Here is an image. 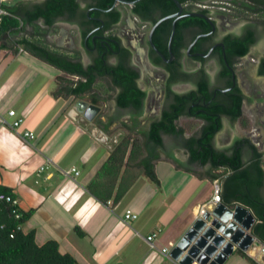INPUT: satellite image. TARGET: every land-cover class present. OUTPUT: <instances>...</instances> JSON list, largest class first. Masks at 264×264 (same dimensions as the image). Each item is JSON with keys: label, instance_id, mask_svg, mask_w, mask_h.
<instances>
[{"label": "crops", "instance_id": "crops-1", "mask_svg": "<svg viewBox=\"0 0 264 264\" xmlns=\"http://www.w3.org/2000/svg\"><path fill=\"white\" fill-rule=\"evenodd\" d=\"M39 24L45 28L42 20ZM51 30L55 33L57 28L44 36L52 49L67 53L82 49L76 31L72 35L59 28L51 38ZM63 75L61 68L23 47L0 48V116L12 120L8 112L15 109L24 118L16 129L0 122V187L10 188L20 200L19 209L29 213L22 230L35 231L39 245L58 241L61 251L70 253L77 264H180L163 249L184 246L200 205L209 203L206 179L186 171L182 146L169 147L167 140L159 145L142 134L138 136L145 154L128 160V152L117 176L98 178L123 137L116 131L121 127L98 124V119L107 122L106 104L98 105L96 122L75 112L79 99L95 103L90 93L56 94ZM25 131H33L35 137L25 136ZM143 159L154 164L159 182L151 180ZM72 167L80 173L67 174ZM186 176L189 182L194 180L188 188ZM94 179L113 190L110 199L104 201L89 189ZM127 209L137 212L138 218L126 221ZM152 233L155 247L146 240ZM197 255L192 264H204L197 262ZM223 264L259 263L234 251Z\"/></svg>", "mask_w": 264, "mask_h": 264}, {"label": "trees", "instance_id": "trees-1", "mask_svg": "<svg viewBox=\"0 0 264 264\" xmlns=\"http://www.w3.org/2000/svg\"><path fill=\"white\" fill-rule=\"evenodd\" d=\"M10 0L1 1L0 4L8 10L0 21V48H13L15 51L23 47L39 57L61 68L66 75L58 78L59 87L56 94H68L81 96L90 93V99L97 105H104L116 98L117 106L120 108L133 107V124H124L128 131L117 144L115 150L103 165L99 177L107 175L117 176L121 170L124 159L128 152V160L136 155H144L145 147L140 142L138 134H142L156 144H164L162 132L183 136L186 129L178 124L177 119L184 113L197 115L206 121L204 130L199 134L186 137L183 147L192 162H198L206 168L204 172H196L193 167L186 165V171L196 175L200 180L208 179L221 180L222 202L229 206L240 203L250 208L256 216L253 226V233L264 241V167L261 161L262 153L252 144L251 159L245 163L241 150H235L232 154L220 153L213 144V137L221 127L219 111L230 112L233 119L242 115V97H236L231 108H222L216 101H212V92L209 91L206 79H202L200 87L185 95L175 94V102L172 109H164L161 117L150 123L148 127H140L136 114L142 113L144 100L147 91L139 86L137 80L140 73L127 65L130 50L122 46L119 36L113 32V26L122 15L119 3L114 5L115 0ZM183 4L189 3L190 7L201 4L204 0H179ZM83 2L85 5L83 6ZM226 8L238 19H254L264 22V0H230ZM135 14L145 19H155L156 12L167 14L178 10L173 0H140L132 5ZM204 11H208L204 9ZM43 21L45 28L39 24ZM78 21L82 27L83 41L87 39L90 46L96 42L97 55L93 57L92 64L85 65L81 61V52H62L52 49L45 34L50 29L58 28V21ZM104 25V27H102ZM33 31H29L28 27ZM92 28H99L94 34L96 41H93ZM160 27L158 26L157 29ZM163 29L170 32V23L165 24ZM31 33V36L26 34ZM228 35L225 38L228 44L229 57L244 56L256 42L254 33L248 28L243 35ZM11 37L13 40H11ZM155 44L164 52L167 51L166 43L159 41L154 35ZM154 54V49H151ZM109 54H117L118 62L108 64L105 58ZM259 72L264 74V57L261 60ZM109 75L110 78H106ZM76 76L77 79H72ZM117 88L119 89L117 92ZM170 91V90H169ZM211 102V103H210ZM209 103L208 105H204ZM191 111H187V106ZM205 111H201V110ZM113 119L104 123L98 119V124L108 128L112 125ZM148 150V147H147ZM143 164L148 166L147 174L151 180L159 182L154 164L148 165L146 159ZM220 164L225 167L220 169ZM205 173V174H204ZM89 189L99 198L107 201L113 196V190L107 184H100L94 179L89 184ZM0 190L11 192L8 187H0ZM119 197V194L116 195ZM19 208L10 203L0 204V264H77L76 259L70 253H64L60 249L59 242L49 240L39 245L36 242L35 231L24 232L19 225L24 224L29 213L23 212L21 218L15 216ZM238 254L245 257L249 262L256 263V259L247 252L237 248Z\"/></svg>", "mask_w": 264, "mask_h": 264}, {"label": "flooded vegetation", "instance_id": "flooded-vegetation-1", "mask_svg": "<svg viewBox=\"0 0 264 264\" xmlns=\"http://www.w3.org/2000/svg\"><path fill=\"white\" fill-rule=\"evenodd\" d=\"M207 0H204V2ZM228 1L222 0V4L227 12H230L226 5ZM182 3V2H181ZM119 4V3H118ZM122 4V3H121ZM126 10L121 9L122 15L121 19L114 24L113 28L116 27L122 20H126V25L130 27V30L136 29L137 35V45L133 44L131 40L125 42L122 37L116 33L122 43V46L129 48L130 56L127 59V65L132 69L137 70L140 73V76L137 80L139 86L141 82L146 79V74L150 78H155L157 81H160L161 91L163 92L162 105L160 106V111L155 117L150 118L149 120L144 117L145 112L151 107L149 105L150 100H152V93L141 86L147 91V96L144 100V106L142 107V113L136 114L138 121L140 122V127H148L151 122L157 120L161 117V114L164 109H172V103L175 102V94L185 95L192 91H196L200 87V82L202 79H206L207 86L210 92H212V101H216L219 106L222 108H231L234 104V101L238 96L242 97V115L237 119H233L230 112L225 110L219 111V120L221 121V129L215 133L213 137V144L215 148L220 152L227 154H232L236 149L241 150L242 157L245 163H248L251 159V152L253 150L252 144L262 153L261 161L264 167V149L260 147L259 143L255 141V134L253 130L250 131L251 125L253 122L245 113V107L248 104H252L255 101V95L258 97H264L263 88H258L254 86L253 73H250L251 77L248 78L246 84V89L241 82L242 75L244 71L243 68L250 69L251 66L255 67L253 72L257 78L260 79V82H264V74L259 72L261 66V60L264 57V50L258 54H253L252 50L260 45L264 40V22L254 19H237L240 24L232 25L230 24L232 20L228 15L221 14L223 19V25L219 23V20L214 15L212 9L209 7H199L189 5V3L183 4V10L178 13V10L169 12L167 14H161L156 12L153 17L155 19H145L142 16L135 14L132 10V6L128 9L129 6L122 4ZM178 7V6H177ZM207 9L208 11H204ZM231 14V13H230ZM233 15V14H231ZM63 21L64 20H60ZM231 21V22H230ZM59 22V21H58ZM132 22L133 24L131 25ZM237 22V23H238ZM76 29L77 32L82 37V27L78 21L70 22ZM129 23V24H128ZM157 24L153 36L157 39L166 43L167 51L158 47L155 42L154 44L160 51H157L153 48L150 42V33L154 25ZM170 23V32L166 29H163L165 24ZM158 26L160 27L159 29ZM104 27V25H102ZM60 31L66 30V27L60 25ZM250 29L255 37L256 42L251 45L250 51L244 56H234L229 57L228 55V44L225 41V38L232 34L233 36L243 35L247 29ZM99 28H92L90 35L93 36V41H96V36L98 33L94 34L95 31ZM143 31L145 35V40L142 37H139V34ZM173 39L171 40V35ZM232 36V37H233ZM49 39V37L47 36ZM131 39V38H130ZM263 39V40H262ZM159 40V41H160ZM154 41V39H153ZM78 41H76L77 44ZM81 41L79 42V44ZM96 42L94 46L88 44L87 39L85 42L82 38L81 47V61L85 65L92 64L93 57L97 55L98 51L96 48ZM151 49H154V54H152ZM83 50V51H82ZM161 52V53H160ZM253 54L252 62L244 64V57ZM164 56H163V55ZM105 62L108 64H115L118 62L117 54H109L105 58ZM106 78H110L109 75H105ZM246 81V80H245ZM176 87H181V90L176 89ZM117 88V92H118ZM170 90V91H169ZM116 104V108L110 113L106 114V121L113 119L112 124H120L121 127H124V124L129 125L133 124V107L120 108L117 106L116 98L113 99ZM211 103V102H210ZM205 103L204 105H208ZM187 111H191V106H187ZM205 111L204 109L201 110ZM114 112V113H113ZM154 113V111L152 112ZM183 118L199 120V129L197 132L187 134L183 136H177L175 134H170L166 131L162 132L164 137V143L168 140L169 147L182 146L186 137H190L194 134L201 133L205 126L206 121L202 117L197 115H191L188 113L182 114L178 119L179 121ZM240 122V123H239ZM226 123L230 125L240 124L237 129L242 130L241 133H234L224 136L223 142L221 143V137L219 135L223 134V130L226 127ZM146 125V126H142ZM183 126L182 123L179 124ZM230 127V126H229ZM252 129V128H251ZM232 132V131H231ZM128 131L126 130L127 135ZM184 150H186L183 147ZM187 163L190 167L197 166L202 169L207 170L202 167L198 162H192L187 153ZM186 165V161H184ZM220 169L224 170L225 167L223 164H220ZM264 193V187L262 188ZM264 204V203H261Z\"/></svg>", "mask_w": 264, "mask_h": 264}, {"label": "water", "instance_id": "water-1", "mask_svg": "<svg viewBox=\"0 0 264 264\" xmlns=\"http://www.w3.org/2000/svg\"><path fill=\"white\" fill-rule=\"evenodd\" d=\"M139 1L140 0H115L113 6L118 5V3L132 6ZM173 1L179 8L178 13L181 12L183 10L182 3L179 0ZM157 24L158 23H156L151 30L150 42L154 49L160 51L154 44L152 37ZM173 35L174 33L171 35V40L173 39ZM100 109V106L90 103L85 99H79L74 105L75 112L82 113L90 122H96V116ZM239 210L244 211L241 220L237 219ZM255 222L256 216L250 208L240 203L232 208V206H229L225 202H220L208 208L202 216L196 217L192 225L186 231L185 237L186 241L189 242L190 248L193 246L198 248L197 256L200 257L205 254L208 256V262L215 261L217 264H223L237 248L245 252L254 244L262 245L264 248V241L252 231ZM239 226L241 228H239ZM231 227H234V237H229L226 234V230ZM240 231H243V233H241L242 235ZM170 255L180 264H192L196 259V256L192 255L190 249L187 250L181 244H176L172 247Z\"/></svg>", "mask_w": 264, "mask_h": 264}, {"label": "rangeland", "instance_id": "rangeland-1", "mask_svg": "<svg viewBox=\"0 0 264 264\" xmlns=\"http://www.w3.org/2000/svg\"><path fill=\"white\" fill-rule=\"evenodd\" d=\"M11 1L14 2L15 0H10L8 2H11ZM225 1H228V0H225ZM221 2H222V0H207V1L203 2V3H201V4H195L194 7H196V8L206 7V6L209 7L210 9H212L214 15L219 20V23L221 25H223L222 24L223 23V19L221 17V14H225V15L229 16V18L232 20V22L230 21L231 22L230 24H232V25L240 24V22L237 21L238 18H236L235 16L231 15L230 14L231 12H227L226 10H223L224 8H222V7H223L224 4H222ZM82 5L84 6L85 3L83 2ZM120 8L123 9V10H126V8L123 5H121ZM128 9H130V6L128 7ZM125 23H126V20H122L116 27L113 28V32L114 33H118L125 42H128L129 40H131L133 44L137 45V41H138L137 40V36H135V37L133 36L135 34L137 35L136 29L130 30V27L128 25H126ZM130 23H131V25L133 24L132 22H130ZM57 25H58V27H60V25L61 26L63 25L64 27H66L67 31L70 34H72V35H74V33L72 31H74V32L76 31V33H78L77 29L68 21H64L63 24L59 23ZM57 30H59V28H57ZM57 30H56V32H57ZM52 31H53V33L50 34V35H51V38H54V35H55L56 32L54 33V30H51V32ZM63 32H64V30H63ZM138 34H139V37H142L145 40V35H144L143 31H141ZM77 36H78L77 38H79L78 41H80L81 40L80 34L78 33ZM77 38H74L75 42L77 41ZM263 50H264V40L261 42L260 45H257L252 50V52H253V54H258L259 52H261ZM253 54L250 53L249 55L244 57L243 63L244 64H248V67H249V63L252 62ZM254 68L255 67L251 66L249 70L246 69V67L242 69V71H244V74L242 75L241 82H242L243 86L246 89V86H245L246 84H244V83L247 82L248 81L247 79L251 77L250 73H253V78H252V79H254V84L253 85L258 87V88H263V90H264V82H260V79L257 78V76L255 75V72H253ZM159 82L160 81H157L155 78L148 77L147 74H146V79H144L143 82L140 83L141 86H143L145 89H148L153 95L152 100H150V102H149V105L151 107L148 109L147 112H145V116H144L148 120L150 118L155 117V115L159 113L160 106L162 105V103H161L162 102V98L161 97H163V95H162L163 92L161 91V86H160ZM176 89L181 90L182 88L181 87H176ZM258 96L259 95H255L256 98H255L254 103H252V104L250 103V104L246 105L245 113L249 117V119H251V121L253 122V124L251 125L252 129L250 128V131L253 130V132H254V134L256 136L255 137V141L257 143H259L261 148L264 149V97H260L259 98ZM113 99L110 102L106 103L107 107L104 106V110H106L107 113H109V112L111 113L116 108V104H115ZM153 111H154V113H152ZM180 123H182V125H184V127L186 129V133L189 135L191 133H194V132L198 131L200 121L197 120V119L196 120L195 119L192 120V119L183 118V119H181L179 121V124ZM239 123L236 124V125H230V124L226 123V127L223 130V134L219 135V138L221 137V141H220L221 143L223 142L224 136H226V135L228 136V135H230V133L234 134L236 132H238V133L242 132V130L237 129V127L240 125ZM142 126H146V125H142ZM120 127H121L120 124H116L115 128H120ZM116 131H117V134H119V132H120V134H119L120 136L121 135L124 136L126 134L125 127H121V129L116 130ZM118 138H119V136H118ZM185 159H186L185 160L186 161V165L189 167V165L187 163V152H186ZM193 170H195L196 172L197 171L198 172H204L205 171V169H202V168L197 167V166H194ZM193 182H194V180H193ZM193 182L192 181L189 182V179L186 176V186H187L186 188H188L190 185H192ZM176 183L178 184V182H176ZM175 184H172V188H174ZM204 185H205L204 186L205 187L204 188L205 189V193L204 194H205V197L208 199L207 201L209 202L211 200L212 196H213L214 186L215 185H214L213 181H210L208 179L205 180ZM232 208H234V206H232ZM199 216H202V215L198 214V217ZM240 223H242V222H240ZM239 228H241V227L239 226ZM250 248L247 250L248 254H250L249 253ZM194 249L196 250L195 253L198 254V248L195 247V246L190 248V252L191 253L194 252ZM236 254H238V253L236 252ZM251 256L254 257L259 264H264V259H259L257 256L255 257L253 255H251Z\"/></svg>", "mask_w": 264, "mask_h": 264}, {"label": "built area", "instance_id": "built-area-1", "mask_svg": "<svg viewBox=\"0 0 264 264\" xmlns=\"http://www.w3.org/2000/svg\"><path fill=\"white\" fill-rule=\"evenodd\" d=\"M1 1H6V0H1ZM8 14V10L3 7L0 4V21L2 20L3 16ZM8 114L13 117L12 120H8L7 117L5 116H0V122L4 125H8L14 129L18 128L24 121V118L22 116H18L17 115V111L15 109H10ZM120 134V133H119ZM25 136L30 137V138H34L35 137V133L33 131H25L24 133ZM106 139L104 136L101 137V140ZM119 139L118 138H114V141L117 142ZM72 172H74L76 175H78L80 173V171L76 168V167H72L71 169L67 170L66 173L67 174H71ZM214 183V192H213V196L211 198V200L209 201L208 204H202L200 205L199 209H198V213H197V217L198 214L203 215L206 210L210 207H212L213 205H217L218 203L222 202V195H221V180L220 178H217L213 181ZM3 202H7L10 203L12 206H15L17 208H19V204H20V200L19 198L13 193V192H5L0 190V204ZM209 206V207H208ZM15 216L17 218H21L22 217V213L20 212V210H16L15 211ZM138 213L135 212L133 209H127L126 213H125V219L126 221H131L133 219L138 218ZM18 228L22 229V224L18 226ZM155 237H156V233H152L150 235H148L146 237L147 242L149 243V245L151 247H155ZM164 252L168 253L170 255V249L169 248H164L163 249Z\"/></svg>", "mask_w": 264, "mask_h": 264}, {"label": "bare ground", "instance_id": "bare-ground-1", "mask_svg": "<svg viewBox=\"0 0 264 264\" xmlns=\"http://www.w3.org/2000/svg\"><path fill=\"white\" fill-rule=\"evenodd\" d=\"M237 219L238 220H241L243 218V215H244V211L243 210H239L238 213H237ZM243 233V231H240V234ZM226 234L229 236V237H234V227H231V228H228L226 230ZM239 234V233H238ZM237 234V235H238ZM242 235V234H241ZM240 235V236H241ZM239 236V237H240ZM239 237H236V238H239ZM184 240V239H183ZM184 246H186V249H190L189 247V243L188 241L185 242ZM250 248V247H249ZM196 250L194 249V252H192V255H197L196 253ZM249 253L253 256H257L259 259H264V248L262 245H259V244H254L250 250H249ZM198 261L197 262H201V263H204V264H217L215 261H211V262H208V256L207 255H202V256H198Z\"/></svg>", "mask_w": 264, "mask_h": 264}]
</instances>
